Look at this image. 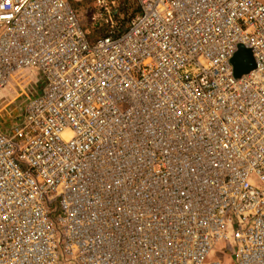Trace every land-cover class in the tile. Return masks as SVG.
<instances>
[{
	"label": "built area",
	"instance_id": "built-area-1",
	"mask_svg": "<svg viewBox=\"0 0 264 264\" xmlns=\"http://www.w3.org/2000/svg\"><path fill=\"white\" fill-rule=\"evenodd\" d=\"M136 1L0 0V264H264V2Z\"/></svg>",
	"mask_w": 264,
	"mask_h": 264
},
{
	"label": "rangeland",
	"instance_id": "rangeland-1",
	"mask_svg": "<svg viewBox=\"0 0 264 264\" xmlns=\"http://www.w3.org/2000/svg\"><path fill=\"white\" fill-rule=\"evenodd\" d=\"M72 5L73 2L76 3H81L83 0H68ZM102 2L100 3L99 0H96V5L98 7V13L96 15H94L93 17L87 14V12L84 9H80V13L82 14V22L84 25V29L86 30V32L91 36V39H96L97 35H94L95 33V26H94V21L92 20L94 17L96 18L95 20V24L97 23V21H99L98 17H104V19H109L110 17L112 18L111 20L113 21V29L111 28L112 24H108L109 28L104 31L103 33H99L98 37L100 36H106V35H111L113 34V30H117V28L120 31L125 30L129 24L132 22V19H128V17L130 16V14L134 13L135 9L137 8V1L136 0H114V2L112 3V5H110L109 0H101ZM262 2H264V0H261ZM128 4V8L127 10H125V5ZM117 10L118 12H120V16L118 18V20H116L113 16V10ZM83 8V7H81ZM105 8L108 9L109 13H107L105 11ZM106 14H105V13ZM111 26V27H110ZM229 245L226 242H220L218 243V245L216 246V248L214 249V252L212 253L210 259H217V258H221L222 261L225 264H234V255L232 253L231 250L229 249Z\"/></svg>",
	"mask_w": 264,
	"mask_h": 264
},
{
	"label": "trees",
	"instance_id": "trees-1",
	"mask_svg": "<svg viewBox=\"0 0 264 264\" xmlns=\"http://www.w3.org/2000/svg\"><path fill=\"white\" fill-rule=\"evenodd\" d=\"M72 1V0H70ZM110 5H112V3L114 2V0H109ZM73 7L75 9V11L77 12L78 16L80 17V19H82V14L79 12L80 9H84L87 14L90 16H94L96 15L99 11L97 5H96V0H83L81 3H76L73 2ZM83 7V8H81ZM128 8V4L125 5V10H127ZM113 10V7H112ZM140 12V8L139 5H137V8L135 9L134 13L130 14V16L128 17V19H132L133 17L135 18ZM105 13V12H104ZM106 14V13H105ZM112 16L118 20L119 16H120V12H118L117 10H113ZM99 21H97L96 24H94L95 26V33L94 35H97L96 37H98L99 33H103L104 31H106L109 28V25L106 23V20L104 19V17H98ZM133 18V19H134ZM89 38L91 39V36L89 35ZM91 40H95V39H91Z\"/></svg>",
	"mask_w": 264,
	"mask_h": 264
},
{
	"label": "water",
	"instance_id": "water-1",
	"mask_svg": "<svg viewBox=\"0 0 264 264\" xmlns=\"http://www.w3.org/2000/svg\"><path fill=\"white\" fill-rule=\"evenodd\" d=\"M234 74L241 77L255 68V62L250 50L240 47L238 53L233 59Z\"/></svg>",
	"mask_w": 264,
	"mask_h": 264
},
{
	"label": "bare ground",
	"instance_id": "bare-ground-1",
	"mask_svg": "<svg viewBox=\"0 0 264 264\" xmlns=\"http://www.w3.org/2000/svg\"><path fill=\"white\" fill-rule=\"evenodd\" d=\"M250 72H251V71H250ZM250 72H249V73H250ZM247 74H248V73H247Z\"/></svg>",
	"mask_w": 264,
	"mask_h": 264
}]
</instances>
